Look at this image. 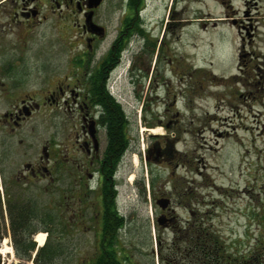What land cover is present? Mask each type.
Returning a JSON list of instances; mask_svg holds the SVG:
<instances>
[{"label":"flooded vegetation","instance_id":"obj_1","mask_svg":"<svg viewBox=\"0 0 264 264\" xmlns=\"http://www.w3.org/2000/svg\"><path fill=\"white\" fill-rule=\"evenodd\" d=\"M149 2L0 0V238L12 241L9 211L20 212L30 217L26 226L59 227L65 242L78 245L77 259L109 264L116 240L119 257L131 260L122 240L127 216L119 209L117 177L128 149L113 162V106L121 113L124 143H130L129 119L122 95L108 88L116 82L122 91L120 84L135 74L138 52L154 42L146 33ZM164 153L158 150L156 159ZM151 154L148 149L144 160ZM138 191L144 203H155L160 263L208 258L207 236L195 241L193 222L180 227L186 234L180 247L175 237L164 242L166 231L177 233L180 200L150 187L147 198L145 189ZM254 243L253 264H264V241Z\"/></svg>","mask_w":264,"mask_h":264},{"label":"rangeland","instance_id":"obj_2","mask_svg":"<svg viewBox=\"0 0 264 264\" xmlns=\"http://www.w3.org/2000/svg\"><path fill=\"white\" fill-rule=\"evenodd\" d=\"M146 14L154 42L138 52L119 93L130 137L117 176L125 264L163 263L155 203L138 191L147 198L149 187L181 202L177 233L162 234L165 244L175 237L181 246L187 221L195 241L209 235L227 255L245 256L264 238V0H150ZM156 150L165 152L159 161ZM9 241L0 238V264L19 262Z\"/></svg>","mask_w":264,"mask_h":264},{"label":"trees","instance_id":"obj_3","mask_svg":"<svg viewBox=\"0 0 264 264\" xmlns=\"http://www.w3.org/2000/svg\"><path fill=\"white\" fill-rule=\"evenodd\" d=\"M120 110L117 105L113 106V114L110 116L109 135L111 139L110 154L113 155V162L116 163L121 159V152L129 148V142L124 143L122 139V131L119 127ZM152 184V183H151ZM11 219L10 231L15 251V257L18 259L17 264H100L94 260L82 261L75 256V249L72 246H67L64 237L61 234L59 227H44L35 228L26 226L25 222L30 218L23 213L9 211ZM42 220H46L44 217ZM121 227V226H120ZM39 231L47 233L46 241L36 250L35 243L32 241V236ZM116 235V234H115ZM205 235V234H204ZM207 236L208 242V258L205 260H196L194 264H253V250L245 255H227L225 247L222 243L216 241L214 238ZM195 240V238H194ZM264 241V238L260 239ZM113 255L109 264H125L128 259L126 256L119 257L118 244L114 240ZM204 245H200V249H204ZM33 254V256H32Z\"/></svg>","mask_w":264,"mask_h":264},{"label":"bare ground","instance_id":"obj_4","mask_svg":"<svg viewBox=\"0 0 264 264\" xmlns=\"http://www.w3.org/2000/svg\"><path fill=\"white\" fill-rule=\"evenodd\" d=\"M154 131H156V130L155 129L150 130L151 133H157V132H154ZM35 240H36V242L38 243L39 246H42V243H43V240H44V234L37 235Z\"/></svg>","mask_w":264,"mask_h":264},{"label":"water","instance_id":"obj_5","mask_svg":"<svg viewBox=\"0 0 264 264\" xmlns=\"http://www.w3.org/2000/svg\"><path fill=\"white\" fill-rule=\"evenodd\" d=\"M94 2H95V5H97L100 2V0H94ZM157 153H158V150H156V155Z\"/></svg>","mask_w":264,"mask_h":264},{"label":"built area","instance_id":"obj_6","mask_svg":"<svg viewBox=\"0 0 264 264\" xmlns=\"http://www.w3.org/2000/svg\"><path fill=\"white\" fill-rule=\"evenodd\" d=\"M10 250H11V248H10ZM10 252V251H9ZM0 253H1V255H3L4 256V253L2 252V251H0ZM10 254V253H9Z\"/></svg>","mask_w":264,"mask_h":264}]
</instances>
